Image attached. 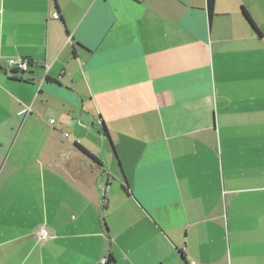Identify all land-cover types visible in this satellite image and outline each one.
I'll return each instance as SVG.
<instances>
[{
  "label": "crops",
  "instance_id": "obj_1",
  "mask_svg": "<svg viewBox=\"0 0 264 264\" xmlns=\"http://www.w3.org/2000/svg\"><path fill=\"white\" fill-rule=\"evenodd\" d=\"M212 1L0 0V264H264V0Z\"/></svg>",
  "mask_w": 264,
  "mask_h": 264
},
{
  "label": "built area",
  "instance_id": "obj_2",
  "mask_svg": "<svg viewBox=\"0 0 264 264\" xmlns=\"http://www.w3.org/2000/svg\"><path fill=\"white\" fill-rule=\"evenodd\" d=\"M58 13H53L52 18L57 19ZM7 69L17 70L20 72H28L29 68L32 66V62L22 58H10L5 62ZM50 123H53L51 120ZM37 236L40 240L45 241L51 237V233L46 229H40L37 233ZM100 264H106V259H103ZM189 264H195L194 262H190Z\"/></svg>",
  "mask_w": 264,
  "mask_h": 264
},
{
  "label": "trees",
  "instance_id": "obj_3",
  "mask_svg": "<svg viewBox=\"0 0 264 264\" xmlns=\"http://www.w3.org/2000/svg\"><path fill=\"white\" fill-rule=\"evenodd\" d=\"M207 8H208V12H209V14L211 15L212 14V9H213V1L212 0H208V3H207ZM243 16L246 18V20L251 24V26L252 27H254L253 26V24H252V22H251V20H250V18H249V16L247 15V13L243 10ZM13 72L14 73H25V72H20V71H17V70H13ZM106 133V132H105ZM85 154H87L88 155V153H86L85 152ZM89 156V155H88ZM92 159H94V158H92ZM113 262H114V259H113V257L112 256H109L108 257V259H106V264H113Z\"/></svg>",
  "mask_w": 264,
  "mask_h": 264
},
{
  "label": "rangeland",
  "instance_id": "obj_4",
  "mask_svg": "<svg viewBox=\"0 0 264 264\" xmlns=\"http://www.w3.org/2000/svg\"><path fill=\"white\" fill-rule=\"evenodd\" d=\"M117 183V182H116Z\"/></svg>",
  "mask_w": 264,
  "mask_h": 264
}]
</instances>
